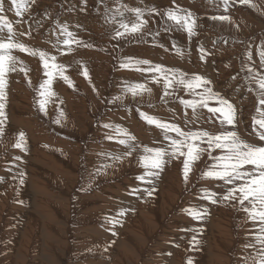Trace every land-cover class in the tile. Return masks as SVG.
<instances>
[{"label": "rangeland", "instance_id": "374dc122", "mask_svg": "<svg viewBox=\"0 0 264 264\" xmlns=\"http://www.w3.org/2000/svg\"><path fill=\"white\" fill-rule=\"evenodd\" d=\"M0 2L12 41L45 52L74 85L55 69L54 95L42 110L40 85L49 77L41 59L11 50L15 63L5 64L0 116V264H257L252 258L260 245L247 246L256 243L259 225L238 201L222 199L231 185L202 176L220 150L203 153L187 182L184 157L166 158L152 184L139 177L146 171L140 163L144 147L169 145L142 113L185 131L227 130L218 114L199 109L197 118L185 109L180 100L195 97L184 87L173 85L169 92L175 94L165 96L164 73L149 70L155 65L169 74L209 80L206 87L237 109L232 130L264 146L258 139L264 130L253 122L264 107L258 103L264 0H24L28 10L21 16L11 0ZM136 8L143 10L146 26L117 36L124 31L121 21L135 20L129 9ZM150 9L156 11L149 14ZM169 10L191 12L194 35L168 20ZM216 16L229 19H212ZM64 30L72 33L71 51L63 43ZM8 36L7 28L0 31V41ZM129 58L150 63L121 67ZM137 84L146 90L133 95L129 89ZM104 125L135 137L131 155L117 142L124 137ZM117 156L121 159H110ZM205 191L216 193L217 203L203 199ZM166 192L171 195L165 199ZM189 209L205 214L195 219ZM121 210L124 215L118 216Z\"/></svg>", "mask_w": 264, "mask_h": 264}, {"label": "snow or ice", "instance_id": "6c2138e0", "mask_svg": "<svg viewBox=\"0 0 264 264\" xmlns=\"http://www.w3.org/2000/svg\"><path fill=\"white\" fill-rule=\"evenodd\" d=\"M12 5L15 6L16 15L21 16L22 10L27 11L28 7L24 0H11ZM227 3V0H225ZM241 3H249V0H241ZM134 13L135 20L131 23L121 21L120 28L123 32H117V36H123L125 33H138L141 29L146 26L147 21L143 19V10L129 9ZM155 9H150L149 14L155 12ZM0 12H3V4L0 2ZM191 12L186 15L178 14L176 11L169 10L167 12L168 20L174 21L176 25L187 31L188 35H194L195 19H191ZM214 20H227V16H216L212 17ZM7 28L9 34L7 42L0 41V116L3 115V100H4V74L6 62L14 64L15 57L10 52L12 49H19L25 53H29L33 56H39L42 61V66L45 70V75L49 79L41 83L40 95L45 99H42L40 107L43 110L47 102V98L54 95L51 91V85L53 78L57 74L54 72L55 69H59V76L61 79L69 83V86L74 87L70 78L64 75L62 65H56L55 63L50 64L46 53L38 50L26 47L22 43H15L11 37L14 35L11 24L6 18L0 17V31ZM65 35L68 37L63 43L71 51V45L73 43L71 37L72 33L64 30ZM80 44V41H76ZM53 61L55 57L51 58ZM149 64V61L136 60L132 58L128 59L127 64H122L121 67H129L131 64ZM139 70V69H137ZM151 71L157 73H164L163 79L165 82L164 95L175 94L169 92V89L173 88V85H180L187 89L193 99H181L180 103L185 109H191L193 115L199 118V109H206L212 115H217L219 124L221 126H227V130L220 133H211L207 130H190L185 131L181 129L179 125L171 124L168 122L161 121L160 119L149 116L145 113L141 114V118L145 120L149 125H153L162 130L164 133V139L169 142L166 148H151L144 147V154L140 157V163L146 170L144 175L140 176L139 179L143 183L152 184L153 179L158 177L160 172L163 171V166L167 163V159H177L184 157L183 160V174L185 182H187L191 166L201 159L202 154L205 152H212L220 150V155L212 157L215 161L210 168L202 173V176L206 179H213L217 181H223L226 185H231L228 188L227 193L222 197L224 200H235L242 206V211L247 213L249 219L256 222L259 226L256 229V235L254 236L255 244L248 245L247 247L256 248L257 244L260 247L257 249V254L252 259L257 261V264H264V146H258L250 143L243 139L235 129L238 125V116L236 107L224 97L214 92L210 87H206L211 82L200 76H193L191 79L185 78L183 73L177 74L166 72L163 66L155 65L151 66ZM252 71V69H249ZM85 78L89 77L87 68L85 67L82 73ZM179 75V79L177 76ZM255 78V77H254ZM258 88L260 90V96L258 103L260 106H264V76L258 80ZM136 89L146 90L143 84H137L130 87V91H133V95H136ZM200 91H197V90ZM251 91V89H249ZM150 91V89H147ZM215 104L217 106H210ZM258 116L253 118L254 125H258L259 129L264 130V107L257 109ZM62 115V113H61ZM59 123V121H57ZM104 127H111L115 131L118 137H124L118 139L117 142L124 145L130 150L126 155H131L132 151L135 150L134 142L135 137L128 133L125 129L120 126L104 125ZM2 132V129H0ZM169 133H174L175 138ZM113 139V137H109ZM258 139L264 141V131L258 133ZM24 134H20V141L23 142ZM207 144V147H201L202 144ZM21 143H17L16 147H21ZM110 159L119 160L121 157H110ZM251 166V167H248ZM23 183V181H21ZM135 191V190H134ZM147 191V189H145ZM149 195L152 193L149 191ZM238 194V195H237ZM216 193L207 192L203 193L202 198L207 199L210 203H217L215 199ZM247 202V204H245ZM189 215H192L195 219H201L205 214V211L198 209L187 210ZM118 216L124 215L123 210L117 213ZM114 224L118 221L113 220ZM115 235V233H113Z\"/></svg>", "mask_w": 264, "mask_h": 264}, {"label": "bare ground", "instance_id": "6f19581e", "mask_svg": "<svg viewBox=\"0 0 264 264\" xmlns=\"http://www.w3.org/2000/svg\"><path fill=\"white\" fill-rule=\"evenodd\" d=\"M245 132H247L246 130H244ZM247 135H249L248 133H247ZM251 135H253L254 136V134H251ZM166 142V141H165ZM251 143V142H250ZM255 144H257V143H255ZM259 144V143H258ZM169 188H170V186H168ZM176 188H177V185H176ZM172 191H173V188H170ZM174 192V191H173ZM167 193V195H165L164 196V198L166 199V197L168 198V197H170V193H168V192H166ZM164 199V200H165ZM222 212V211H221ZM223 229V228H222ZM221 230V229H220ZM220 233V232H219ZM127 249V248H126ZM130 250V249H129Z\"/></svg>", "mask_w": 264, "mask_h": 264}]
</instances>
